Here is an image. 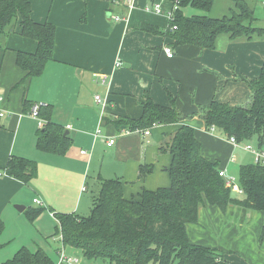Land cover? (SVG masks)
Wrapping results in <instances>:
<instances>
[{"label":"crops","instance_id":"1","mask_svg":"<svg viewBox=\"0 0 264 264\" xmlns=\"http://www.w3.org/2000/svg\"><path fill=\"white\" fill-rule=\"evenodd\" d=\"M156 1L160 0H136L130 11L124 0H31L33 19L57 27L55 58L43 75L19 86L25 76L16 64L17 51L35 53L38 43L16 28L7 47L0 48V98L4 99L0 102V114L4 113L0 116V222H20L23 228L24 217L14 205L24 206L26 212L39 208L35 203L39 199L49 210L38 220L37 231L44 234L42 219L52 217L57 222L56 213L81 215L84 200L93 204L99 176L122 179L127 199H139L143 190L169 187L172 156L161 147L183 125L195 129L203 156L219 162V168L231 176L237 177L235 168L239 173L242 166L255 164L253 154L208 129L202 109L213 101L250 104L249 82L259 77L264 64L258 48L264 47V37L233 40L222 35L214 50L186 45L174 48V56L168 58L164 48L169 38L141 30L144 25L160 32L169 28L171 2H162L164 13L158 15L147 10ZM96 74L109 76V84L101 85ZM96 96L107 102L105 107ZM147 98L161 106H171L175 99L186 118L177 125H157L148 136L117 131L113 122L140 118ZM33 103L49 105L51 121L68 132L73 144L65 155L38 149L41 126L29 115ZM98 129L101 134L96 137ZM110 140L115 141L112 146ZM250 144L260 148L257 139ZM13 157L35 161L37 176L29 183L9 176L6 168ZM143 165L152 166L153 172L140 179ZM263 228L264 212L235 205L223 212L203 204L198 222L188 225L187 231L192 243L216 248L230 264H264ZM19 233L22 237V230ZM1 239L8 237L3 233Z\"/></svg>","mask_w":264,"mask_h":264},{"label":"trees","instance_id":"2","mask_svg":"<svg viewBox=\"0 0 264 264\" xmlns=\"http://www.w3.org/2000/svg\"><path fill=\"white\" fill-rule=\"evenodd\" d=\"M167 1L171 2V8L175 3L179 7L166 32H160L151 25H144L141 30L166 35L172 49L191 45L214 50L222 35L233 40L264 37V29L255 26L257 20L253 9L243 0H235L232 14L223 18L207 15L187 17L183 13L186 7L209 13L216 0ZM16 22L21 36L38 43L35 53L17 51L16 64L25 76L19 86H23L43 75L47 65L54 60L57 27L33 19L31 0H0V38ZM173 26L177 29L171 30ZM249 84L252 92L250 104L231 106L213 101L202 109L203 117L209 130L214 127V131L222 133L228 141L231 137L239 143L257 139L260 148H264V64L259 77ZM142 108L143 114L138 119L124 117L115 120L116 130L145 131L157 125H177L186 118L175 105V99H172L171 106H161L147 98ZM51 113L49 105L40 110L45 123L39 129L37 147L40 151L63 156L73 141L65 134L63 126L51 121ZM161 150L172 156L171 166L167 169L171 179L169 187L143 190L139 199H127L122 179L99 176V193L93 195L89 216L55 214L58 222L56 234L61 236L62 245L59 256L63 249L71 248L80 251L89 261L106 260L109 264H230L216 248L192 243L187 226L198 222L199 209L203 204L218 207L223 212L230 205L264 212V165L251 164L240 168L238 177L234 178L239 179V183L236 180L235 183L244 193L240 194L243 198H235L231 193L233 188H227L226 178L220 176V163L203 156L202 144L193 127H180ZM37 171L35 161L20 157H13L6 168L9 176L24 183L35 178ZM152 172V166L143 165L139 178H146ZM46 210L39 207L26 213L31 221H35ZM4 228L0 222V237ZM260 240L264 242V228ZM2 247L0 244V250ZM3 264L56 263L42 249L33 252L22 248Z\"/></svg>","mask_w":264,"mask_h":264},{"label":"rangeland","instance_id":"3","mask_svg":"<svg viewBox=\"0 0 264 264\" xmlns=\"http://www.w3.org/2000/svg\"><path fill=\"white\" fill-rule=\"evenodd\" d=\"M243 1L248 3L254 11V16L257 20L255 26L257 28L264 29V0H243ZM235 4H236L235 0H216L213 10L209 13H203L200 10L195 9L193 7L184 8L183 13L187 17H192L195 15H207L212 18H223L225 16H230L232 14V11L235 9L236 6ZM13 28L18 29L19 24L16 22L13 25V27L8 29L6 34L0 38V48L4 49L5 47H7L9 41L12 39V36L14 35V33H12ZM258 48L260 55L262 54V57H264V47L260 48V46H258ZM235 169H236L234 170L235 174H237L238 177L237 168ZM235 180L237 181V183H239L238 178H236ZM97 192L99 193V188ZM231 193L232 196L235 198H243V196L240 195L236 189H232ZM85 195L89 196L90 198V193H85ZM87 202L88 203H86L85 200L82 202V212L80 211V214L83 215L84 217L90 215L93 207L91 201L90 202L87 201ZM87 204L88 205L90 204L88 208L85 206ZM14 207L16 208V205H14ZM18 212L20 213V211ZM46 212H49V210L47 209ZM20 214L23 215L24 217V224L22 225L23 228L19 226L20 222L14 223L11 222V220H9L8 224L3 223L5 227L3 233L5 234V238L6 236L8 237V240L1 239L0 241V244L3 246L2 249L0 250V264H3L6 261L12 259L16 255V253L20 251L22 248H28L33 252H36L38 249H42V251H44L51 257L54 263L58 264L60 260L58 251L61 249L62 245L60 239L61 236L56 234L57 222L51 219L52 217L50 219L47 218L42 219V221L44 222V225L42 227V229L44 230L43 232L44 234H41V232L37 231L38 228L40 229V223H41L38 222V220L42 218L43 215L45 216V213H40L35 219V221H31L30 216H28L26 212H22ZM48 216H50L49 213ZM21 230L23 232L22 237L19 236L20 235L19 232ZM3 240L5 242H3ZM65 251L67 255L80 257L81 264H109V262L106 260L89 261L85 259L82 253L78 250L66 248Z\"/></svg>","mask_w":264,"mask_h":264},{"label":"built area","instance_id":"4","mask_svg":"<svg viewBox=\"0 0 264 264\" xmlns=\"http://www.w3.org/2000/svg\"><path fill=\"white\" fill-rule=\"evenodd\" d=\"M164 1H166V0H160V1L154 2L153 6L148 7L147 10L154 12L155 14H158V15L163 14L164 10H163V6H162V2H164ZM135 2H136V0H125L124 4L127 3L128 9L131 11L135 8ZM117 3H120V2H117ZM178 7H179L178 3H175L173 8L168 9L167 17H168L169 22L174 21V12H175V10L178 9ZM114 19L116 21L121 20V18L119 16H114ZM176 29H177L176 26L171 27V30H176ZM164 52L168 58H172L174 56L173 49L170 46H166L164 48ZM116 66L117 67L121 66V63L118 62L116 64ZM96 77L99 80V82L101 83V85L106 86L109 84V76L104 75V74H96ZM3 100H4L3 98H0V102H2ZM95 100L102 107L106 106L107 102H104L102 100L101 96H96ZM44 107H46V105L43 103H33L30 107V112H29L30 117L37 119L40 122L41 127L43 126V120L40 117V110ZM3 115H4V113L2 112L0 114V116H3ZM211 130L214 131V127ZM125 132L130 133L129 130H126ZM137 132H143L146 136H148L151 133V129H147L145 131H139L138 130ZM100 134H101V130L98 129L95 136L97 137ZM114 142H115L114 140H110L108 145L112 146L114 144ZM229 142L234 147L241 148V149L253 154L254 159H255V164L264 165V148L253 147L250 143H245V144L239 143L236 140V138H234V137L229 138ZM82 154H86V151H82ZM220 176L226 178L227 188L236 189L239 194L244 193V191L235 183V178L233 176L228 175L225 171H221ZM83 190H86V189L84 188ZM35 203L40 207L45 206V204L39 199H35ZM59 258H60V260H59L58 264H81V258L80 257L67 255L66 252L64 251V249L61 251Z\"/></svg>","mask_w":264,"mask_h":264},{"label":"water","instance_id":"5","mask_svg":"<svg viewBox=\"0 0 264 264\" xmlns=\"http://www.w3.org/2000/svg\"><path fill=\"white\" fill-rule=\"evenodd\" d=\"M66 135H68V132L66 133ZM16 209L20 212H23L25 210L24 206H16Z\"/></svg>","mask_w":264,"mask_h":264}]
</instances>
